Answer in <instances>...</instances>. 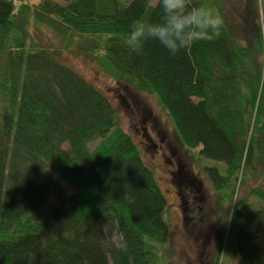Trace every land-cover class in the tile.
<instances>
[{"label": "trees", "instance_id": "trees-1", "mask_svg": "<svg viewBox=\"0 0 264 264\" xmlns=\"http://www.w3.org/2000/svg\"><path fill=\"white\" fill-rule=\"evenodd\" d=\"M220 2L193 0L222 24L172 56L125 43L134 19H160L145 0H41L33 15L30 0H0V264H160L169 242L168 201L116 108L63 49L33 43L38 23L79 35L101 71L157 94L184 145L224 165L203 169L231 206L221 246L264 264V45L263 62L239 46ZM259 171L261 187L239 197ZM50 173L76 191L53 206Z\"/></svg>", "mask_w": 264, "mask_h": 264}, {"label": "rangeland", "instance_id": "rangeland-1", "mask_svg": "<svg viewBox=\"0 0 264 264\" xmlns=\"http://www.w3.org/2000/svg\"><path fill=\"white\" fill-rule=\"evenodd\" d=\"M30 1L33 15L41 0ZM220 3L236 43L247 47L263 62L258 40L261 36L264 45V4L260 0H221ZM28 31L33 43L63 49L62 63L94 84L111 101L121 128L135 141L144 163L154 172L169 205L165 216L169 242L160 264H242L233 246H221L231 206L221 202L203 171L204 168L223 170L224 165L201 158V148L184 145L157 94L140 92L101 71L94 56L81 52L79 35L62 39L42 23L32 25ZM50 177L53 185L50 206L57 204L59 194L76 193L53 174ZM261 178L259 171L254 178L238 182V196L248 197L253 189L260 188ZM114 240L118 242L115 235Z\"/></svg>", "mask_w": 264, "mask_h": 264}, {"label": "clouds", "instance_id": "clouds-1", "mask_svg": "<svg viewBox=\"0 0 264 264\" xmlns=\"http://www.w3.org/2000/svg\"><path fill=\"white\" fill-rule=\"evenodd\" d=\"M145 6L159 8L161 16L156 22L141 18L132 21L125 43L137 53L146 41L153 40L175 56L196 42L211 41L222 24L212 7L196 5L193 0H145Z\"/></svg>", "mask_w": 264, "mask_h": 264}]
</instances>
